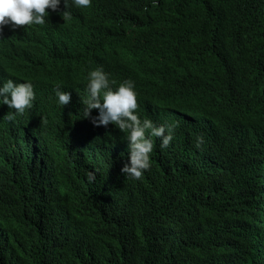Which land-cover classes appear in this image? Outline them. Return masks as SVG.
<instances>
[{
    "label": "trees",
    "instance_id": "16d2710c",
    "mask_svg": "<svg viewBox=\"0 0 264 264\" xmlns=\"http://www.w3.org/2000/svg\"><path fill=\"white\" fill-rule=\"evenodd\" d=\"M117 2L133 30L151 25L174 63L214 42L212 29L217 48L201 64L224 71L228 90L208 75L205 85L218 98L208 107L200 98L169 118L192 121L176 125L177 142L152 152L139 180L120 171L128 162L125 133L105 134L90 118L72 115L61 133L49 120L42 124L44 117L12 121L16 131L4 143L29 146L11 149L19 158L0 157V264H264V157L239 158L255 121L245 113L252 107L259 116L256 93L264 89V0H198L205 13L197 19L189 0ZM173 5L191 15L176 18ZM85 51L49 44L45 65L62 70L49 86L53 94L78 85L70 78L80 76ZM46 104L35 102L39 114L48 112ZM74 104L68 113L81 108ZM89 172L96 173L93 182Z\"/></svg>",
    "mask_w": 264,
    "mask_h": 264
},
{
    "label": "clouds",
    "instance_id": "9594fccd",
    "mask_svg": "<svg viewBox=\"0 0 264 264\" xmlns=\"http://www.w3.org/2000/svg\"><path fill=\"white\" fill-rule=\"evenodd\" d=\"M180 1L182 0H175V3ZM189 1L196 4L193 8L194 17L196 19L202 18L205 13V3L198 2V0ZM63 2L65 7H62L63 11H61V0H0V34L7 26L9 30L11 29L14 32L16 41L19 36L21 37L23 45L19 47L16 44L12 54L19 58L18 53L22 50V53L26 56L25 59L31 60L30 63L24 65V68L28 70L31 66L34 75L39 70L46 72L45 70L48 68L45 65V60L49 43L61 41L62 43L74 45L76 42H80V46L84 47V41H89L90 50L89 52L88 50L85 51V58L80 68L82 71H88L87 96L81 97L83 118H90L91 123L96 128L100 126L107 127L112 124L122 133H125V139L128 142V162L123 165L120 171L127 178L139 180L143 172L150 168V154L152 151L156 152L157 148H161V150L167 148L173 140L176 124L154 120L158 119L156 109L185 110L186 106H190L195 102H189L187 98H196L197 90H199L200 95L205 90H207L205 94L214 95L205 88V84L201 83L198 87H175L170 102L159 101L157 98L150 100L149 86H145L143 89L139 87L140 82L147 77L146 75H140L137 71L134 72L131 80L127 76L126 80L119 83L118 86L112 87L109 81L112 78L108 77L110 74L108 65L114 70H119L113 77L118 81L121 78L123 68L127 71L132 68L130 64H122L116 61L117 59L123 60L129 57L126 55L129 49L127 45L129 37L123 36L125 33L135 32L129 17L124 11L119 10L117 0H63ZM69 4H71L70 9ZM177 8L176 5L171 7V13L176 18L185 20V16L191 15V13H186L184 9L178 13ZM95 22L96 26L94 25ZM57 23L62 24V27L56 29ZM48 24H51V26H48ZM57 30H62V36L55 37L52 35L48 37L49 31L56 32ZM64 31H67V33L64 34ZM103 32L106 33L105 36H102ZM210 32L215 41L200 43L195 48L193 57L180 59L178 63H174L164 55L161 66L156 61L155 69L159 73L163 72L164 78L168 77V70L172 71L171 83L158 85L157 81L159 79H156L154 81L156 88L161 87L166 95L164 87H170L173 81L180 83L182 75L189 77L194 75L193 71L204 61L207 53L217 48L214 31L211 29ZM87 33L89 37H85ZM94 33H98L97 36L94 37ZM36 36L39 37V40H36ZM147 36L153 42L159 43V39L154 32L148 33ZM7 45L5 44L4 48H8ZM1 52L2 49H0ZM86 53H89L88 57H86ZM153 53L157 52L153 51ZM98 57H100L99 62ZM154 59L157 58L154 56ZM19 67L20 65L15 63L13 59L9 61L8 65L0 67V105H7L10 109V111H5L6 114H4V111H0V127H2V124H8V127H10L11 122L15 121L16 117L22 116L26 109L34 106V99H38L35 98L38 85L29 81L28 75L21 77ZM10 70L15 72V75L8 74L7 72ZM211 73V70L208 72L203 71L195 76L206 77ZM80 76H83L82 72ZM43 85L44 83H40L39 86L42 87ZM43 89L44 92L38 93V96L47 94L46 89ZM53 91L58 105L65 106L69 104L71 100L70 92L65 91V88L60 86ZM140 94L145 95L144 105L146 101H150V103H146L149 106L145 107L144 110H137V95ZM256 95L259 97V100L256 101L259 105L257 111L259 116H253L252 107H250L249 112L245 113L251 116L249 119L255 118V121L252 123L253 134L247 140L239 155V158L255 162L264 157V127L260 125L264 123V119L260 117L264 109V89L258 91ZM154 101L156 104H153V106ZM94 109L98 114L92 116L91 113ZM141 113H143V119L140 118ZM26 114H32V111H26ZM174 114L169 113L166 118H170ZM2 119L4 121H1ZM202 144L203 137L197 136L195 147L199 149ZM87 179L89 182H93L96 179V173L89 172Z\"/></svg>",
    "mask_w": 264,
    "mask_h": 264
},
{
    "label": "bare ground",
    "instance_id": "6f19581e",
    "mask_svg": "<svg viewBox=\"0 0 264 264\" xmlns=\"http://www.w3.org/2000/svg\"><path fill=\"white\" fill-rule=\"evenodd\" d=\"M134 6H137V4H132L131 8H133ZM62 7L64 6V2L63 0H61V4H60V10L63 11ZM71 7V4H69V9ZM145 25L150 24L148 20L144 21ZM94 25L96 26V22L94 23ZM48 26H51V24H48ZM62 27V24L57 23L56 25V29ZM159 27V25H158ZM12 28V27H11ZM154 32V30L152 29L151 25H149L148 27L143 28V30L139 31V29H136L135 32H130V33H125L123 36H127L129 37L127 40V45H128V50L126 52V55H128L129 57L123 60H116L117 62L119 61V63L122 64H130V66L132 67L129 71H127L125 68L122 69V74H121V78L120 80H116L113 77L115 76V73H118L119 70H114L110 65H108V71H109V78H112L110 81V85L112 87H116L119 85V83H121L122 81L126 80V77L128 76L130 78V80L132 79V76L134 74L135 71H137L138 73H140V75L145 76L147 78L143 79L142 82H140L139 87L140 89H143L145 86H149V91H150V95L151 97L150 100H154L155 98L159 99V101L163 100L166 102H170L172 101V93L174 92V88L175 87H181V88H190L191 86H195L198 87L200 86V83L203 84H210L212 81L209 79L208 76L206 77H202V76H195L203 71L208 72L209 70H207L201 63L199 64L198 68H196L193 71V76L189 77L187 75H182L181 76V81L180 83H177V81H173L172 85L170 87H164V90L166 91V95L163 92V89L161 87H157L154 84V81L156 79H159L157 81L158 85H164L165 83L170 84L172 79H171V75H172V71L168 70L167 71V78L163 77V72L159 73L158 71H156L155 67L158 64L159 66L162 65V57L165 55V53L167 52V50H164L162 48V46L157 45V43L153 42L152 40H150V38L147 36L148 33ZM64 34L67 33V31L63 32ZM98 33H94V37L97 36ZM106 33L103 32L102 36H105ZM51 36V33H48V37ZM55 37H60L62 36V30H57L54 33ZM15 34L14 32L7 26L4 27L2 34H0V49L3 50V48L5 47V44H8V48L10 46H12L14 48V46L17 44L19 47H21L23 45L21 37L19 36L18 40H15ZM85 37H89V34H85ZM88 40L84 41V47L86 48V50H90V47L88 45ZM96 42V41H95ZM40 44V43H39ZM51 44V43H49ZM80 42H76L74 44V46H80ZM57 46H67L69 48L72 47V45L70 43H62L61 41H57L56 42ZM147 45V47H146ZM13 48H9L8 51L5 52V58H3V55L0 54V61L2 64L4 65H8L9 61L11 59H13V61L17 64L20 65L19 67V74L21 77H24L25 75L29 76V81L34 82L36 85H38V89L36 90L37 93H42L44 92V89H46V95L44 96H36L35 98L38 99H46L47 100V111L46 113L41 112V114L38 113V111H40V106H32L30 109H26L25 113L22 116H18L16 117V119L18 118H28V120H30L32 117H35L36 119H40V117H44L42 124H45V120H49L51 121V124H49V126L51 128H53V130L55 132H60L62 128L66 127L67 124V120L70 118V116L72 115L75 119L76 116L80 117V121H83V116L82 114H80V112L82 111V103H81V97H85L87 96V91H86V84H87V73L88 71H82L81 69L78 70V73H83V76H78V77H73L70 78L71 80H75L78 85L76 87H70L71 89H65V91H68L71 93V100L69 102V104L65 105V106H60L56 103V97L55 94H53L52 90L49 89V84H52L55 79L57 77L60 76V72L62 71L61 69H57L56 71L52 70L51 68H46V72H41L40 70L37 72L36 75H34V71L32 70V67L29 66L28 70H26L24 68V65L30 63L31 60H27L25 59V54L22 53V50L19 51L18 55L19 58H17V56L13 55ZM66 52H68L69 50H64ZM153 51L157 52V53H153ZM76 53H78V51H76ZM49 54V53H48ZM157 54V55H156ZM89 53H86V57H88ZM154 56L157 59H154ZM100 61V57H98V62ZM157 61V64H156ZM170 62V61H169ZM219 68L216 69H211V71L213 72L214 75H218L216 78H214V83L219 85V83H222V86H217L218 88L222 89V90H228V87L226 86V80H224L225 75L223 74L224 71L222 70H218ZM111 71H116V72H111ZM8 74H13L15 75V72H12L11 70L7 72ZM66 73H68V71H66ZM72 73V72H71ZM7 79V78H6ZM4 79V80H6ZM224 80V81H223ZM46 82V83H45ZM40 83H44V85L42 87H40ZM79 85L82 86L81 89H78ZM207 88V87H205ZM196 92H199V90H197ZM82 93V94H79ZM207 93V90L203 91V94L201 96H198L194 99H192L191 97L187 98V101L191 102V101H197L198 99L202 98L203 101L205 102L204 105H206V107H208V104L213 101V98H218L216 96H210ZM137 110L138 109H142L144 110L145 107H148L149 104L146 103H150V101H146L145 105H144V100H145V95H137ZM74 102L78 103L81 108L78 110L77 113L72 112V114L68 113L67 111L69 109L73 108V111L76 110L74 108L75 104ZM153 104H156L155 101ZM1 106V110L0 111H4V114H6L5 111H10V109L8 108L7 105H0ZM154 106V105H153ZM192 106H186L185 108H191ZM14 111V110H13ZM26 111H32V114H26ZM50 111V112H49ZM182 109H175V110H167V109H156V116H158V119H154L157 121H165L167 123H175L176 125H178L180 128L183 126L184 122L186 121H192L191 119H176L174 120V122H170L171 120L169 118H166V116L169 113H179L182 112ZM98 112L94 109L92 110L91 115L95 116L97 115ZM140 118H144L143 117V113H141V117ZM152 118V117H149ZM89 120V119H88ZM212 120V119H210ZM1 121H4V119H2ZM78 126L82 125V122L77 123ZM29 125H35L34 121L32 120L31 124ZM8 124H2V127H0V143H3L2 146H0V157H5L6 154H9V152H11V154H9L8 156L11 157H21L22 155H20L19 151H14L11 149H18V150H22L23 152L27 151L26 149L27 146L29 145H12V146H8L7 144H5L4 142H6L9 137L7 136V134L11 131V127H8ZM28 128V127H25ZM98 128H101L103 130V132L105 134H111L114 130H117L119 132H121L119 129H117L114 125L109 124L107 127L104 126H100ZM31 129V128H30ZM80 129V127H79ZM16 131V129H13ZM32 131L36 130L31 129ZM89 130L91 131L90 127ZM175 131V129H174ZM99 132H101L99 130ZM174 134V132H173ZM91 135V134H90ZM94 138V137H92ZM91 138V139H92ZM16 141H22L19 136H16L13 138ZM34 139V137H31V141ZM177 142V140L175 139V137L173 136V140L170 142V144H175ZM4 147V148H3ZM3 149H7V150H3ZM167 149H171V146H168ZM178 150H172V153L177 154ZM154 154H156V152L152 151ZM17 154V156H16ZM2 163L5 162H10V164H14L13 160L10 161H5V160H1Z\"/></svg>",
    "mask_w": 264,
    "mask_h": 264
},
{
    "label": "water",
    "instance_id": "95a60500",
    "mask_svg": "<svg viewBox=\"0 0 264 264\" xmlns=\"http://www.w3.org/2000/svg\"><path fill=\"white\" fill-rule=\"evenodd\" d=\"M35 96H38V93H35ZM40 102V99H34V101L33 102Z\"/></svg>",
    "mask_w": 264,
    "mask_h": 264
}]
</instances>
